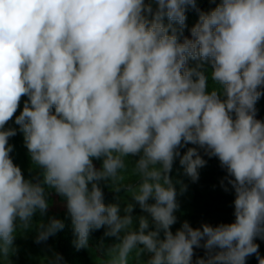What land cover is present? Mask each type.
<instances>
[{
	"label": "clouds",
	"instance_id": "obj_1",
	"mask_svg": "<svg viewBox=\"0 0 264 264\" xmlns=\"http://www.w3.org/2000/svg\"><path fill=\"white\" fill-rule=\"evenodd\" d=\"M189 9L198 20L185 36ZM25 96L14 122L37 182L13 163L17 129L5 128ZM262 96L264 0H220L206 12L197 0H0V261L8 264L17 232L47 212L46 185L66 202L77 250L102 227L116 238L103 264H129L133 253L137 264L144 255L146 264H193L199 248L195 264H246L252 255L264 264L254 243L264 239ZM200 150L226 171L221 187L234 191L235 220L185 221L173 233L170 173L178 159L196 182L207 163ZM125 157H138L140 180L127 191L154 230L144 215L133 227L134 204L121 215L120 204L104 202L99 182L122 180ZM64 227L39 222L36 242ZM61 262L57 253L50 264Z\"/></svg>",
	"mask_w": 264,
	"mask_h": 264
},
{
	"label": "rangeland",
	"instance_id": "obj_2",
	"mask_svg": "<svg viewBox=\"0 0 264 264\" xmlns=\"http://www.w3.org/2000/svg\"><path fill=\"white\" fill-rule=\"evenodd\" d=\"M205 1L209 5V10L214 8L216 4L220 2V0H216V3H210L209 0ZM187 36H190V34ZM191 64H194V62ZM208 76L209 80H211V69H208ZM218 87L219 86L212 81L209 84V90ZM27 99L26 96L21 98L17 112L13 119L5 125V128L17 129V134L14 137L9 138V144L13 146V151L11 153L14 154L15 158L32 164L30 155L24 143L23 133L19 131V126L14 122L15 116L19 115L23 110V105ZM256 109V118L264 121V96L258 100ZM187 147H194V145H187ZM184 151H186V148L181 149L182 153ZM200 152L205 160L209 159V157L204 154L203 150H200ZM124 159L126 167L121 171L123 179L118 181L115 185L109 182L100 181L99 186L104 193L105 204H120L121 215L124 214L123 208L128 203L135 205L132 213L134 217L133 227L138 228V217L141 215L148 216V214L142 212L139 205L132 200V193L127 191L128 188L135 189L140 180L138 173L135 171V163L138 157H125ZM210 162L211 163H206V166L198 170L199 179L196 182H193L190 177L184 174V169L181 165H175V163H179L178 159L174 163L170 175L177 189V202L179 203V209L175 212L177 221L171 226V231L173 233H175L185 221H187L193 228H198L204 223L216 226L221 223L229 224L234 222V191L231 189V186H228V191H225L224 188L221 187V180L225 178L226 171L220 167L218 159L212 157ZM93 163L97 168H100L102 161L94 160ZM23 176L25 179L33 182L29 176ZM177 181H181L183 185L187 186L183 193L180 192L181 184L176 183ZM225 185H227L226 180ZM44 187L48 188L47 186ZM117 189L121 190L122 193L119 195H113ZM48 190L45 191L46 199L49 202L48 210L53 212L57 219H61L63 214H68L66 202L63 197L54 192V189H52L50 193ZM149 202L151 203L153 201L150 200ZM148 219L150 221V230H154V226L151 223V217L148 216ZM38 223L39 222H33V226L30 229L17 232L14 240L16 251L9 255L8 264H50V261L53 260L55 254L52 253V251L43 248L50 245L49 239L40 243L36 242V225ZM44 223L47 224L45 221ZM68 226L72 228V224H68ZM105 231L106 228L102 227L99 230L91 232L97 237L99 248L92 247L89 244L88 248L83 249V252L85 253V264H103L104 260L107 259V248L112 244L118 243L115 237L105 236ZM161 238H163V232H161ZM263 242L264 239H261L260 237H257L254 241V243L259 246L258 255L261 258H264V250L262 249ZM194 252L193 264H195L197 257H203L205 255V251L202 248L195 249ZM147 259L148 255L142 256L139 264H146ZM0 264H4V262L0 261ZM129 264H137L135 253L130 256ZM246 264H259L257 255L249 256L246 260Z\"/></svg>",
	"mask_w": 264,
	"mask_h": 264
},
{
	"label": "trees",
	"instance_id": "obj_3",
	"mask_svg": "<svg viewBox=\"0 0 264 264\" xmlns=\"http://www.w3.org/2000/svg\"><path fill=\"white\" fill-rule=\"evenodd\" d=\"M197 7L201 11H209V5L206 3L205 0H197ZM187 20V28L185 29L184 35L187 36L190 34V28L197 22L198 20V13L197 11L193 9H189L186 12ZM192 63V62H190ZM211 80H209L210 84ZM10 157L13 160V163L20 167L22 174L25 176H29L33 182H37L38 180H42V176L39 174L40 170L37 168H34L32 164L29 162H24L19 160L18 158L14 157L13 153H10ZM207 163H211V158L206 159ZM176 166L180 165L179 163H175ZM46 186V185H45ZM48 188H45V191H47ZM52 189L49 188V193ZM55 192V191H54ZM122 193L121 190L116 191L113 193V195H119ZM50 218H56V215L47 210V212L41 216L39 213L34 215L33 222H43L48 223ZM57 219V218H56ZM64 222L65 227L62 231L56 233L55 236H52L49 238V246H45L43 248L52 251L54 254H60L62 256V262L61 264H85V253L83 252V249L77 250L74 247L73 240L75 239L73 229L68 226V224H71V219L69 218L68 214H63V217L60 219ZM33 230V229H32ZM89 244L92 247L99 248L98 239L95 236V234L91 233L89 237ZM262 249L264 250V242L262 245Z\"/></svg>",
	"mask_w": 264,
	"mask_h": 264
}]
</instances>
